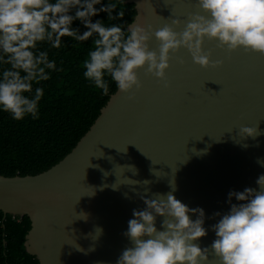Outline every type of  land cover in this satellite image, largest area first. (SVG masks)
<instances>
[{
    "label": "water",
    "instance_id": "obj_1",
    "mask_svg": "<svg viewBox=\"0 0 264 264\" xmlns=\"http://www.w3.org/2000/svg\"><path fill=\"white\" fill-rule=\"evenodd\" d=\"M126 3L134 6L131 23L154 31L172 19L182 31L199 12L195 0ZM157 48L152 38L149 49ZM202 51L219 67L195 65L185 49L169 53L163 81L138 71L140 89L116 90L56 165L34 176L0 175V212L29 219L24 247L39 264H116L131 246L123 233L133 210L157 194L202 208L209 230L199 244L209 246L213 214L229 210L228 192L256 187L264 174L257 164L264 160V55L228 52L207 39ZM243 127L260 135L244 138ZM209 260L219 264L210 248Z\"/></svg>",
    "mask_w": 264,
    "mask_h": 264
},
{
    "label": "clouds",
    "instance_id": "obj_2",
    "mask_svg": "<svg viewBox=\"0 0 264 264\" xmlns=\"http://www.w3.org/2000/svg\"><path fill=\"white\" fill-rule=\"evenodd\" d=\"M124 4L125 0H0V112L15 121L39 118L44 89L33 85L48 81L53 71H62L49 59V50L59 49L62 37L77 45L91 39L82 61L83 77L104 96L109 94V80L120 93L139 90L140 70L163 81L169 53L180 49L201 68L219 67V61L211 62L210 53L202 51L205 39L228 52L243 49L264 55V0H195L199 12L190 15L179 32L174 31L181 23L177 19L155 31L150 25L113 24L123 18ZM100 13L107 14V23L93 22ZM74 21L85 31L74 28ZM152 38L158 43L156 50L149 49ZM239 135L254 139L260 133L243 127ZM257 164L264 167V160L257 159ZM255 184L228 192L229 210L213 214L219 217L210 226L215 239L203 248L199 241L209 229L204 227L202 208H189L171 193L143 198L145 208L133 210L123 233L131 246L116 264H210L209 248L219 264H264V174ZM157 217L162 218L159 229ZM96 232L98 236L101 230Z\"/></svg>",
    "mask_w": 264,
    "mask_h": 264
},
{
    "label": "trees",
    "instance_id": "obj_3",
    "mask_svg": "<svg viewBox=\"0 0 264 264\" xmlns=\"http://www.w3.org/2000/svg\"><path fill=\"white\" fill-rule=\"evenodd\" d=\"M123 7V18L112 23L126 28L133 21L135 10L126 0ZM97 19L107 23V14L100 13L93 17V22ZM72 26L81 33L85 31L78 21ZM61 40L59 49L49 50V59H54L62 71H53L48 81L33 85L34 89L40 86L44 89L39 118L33 120L27 116L15 121L9 114L0 112L1 176H34L56 165L76 146L117 90L109 80V94L104 96L84 79L82 61L91 39L78 45L68 37ZM29 229L27 217H4L0 212V264H39L24 247Z\"/></svg>",
    "mask_w": 264,
    "mask_h": 264
}]
</instances>
